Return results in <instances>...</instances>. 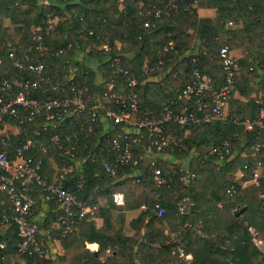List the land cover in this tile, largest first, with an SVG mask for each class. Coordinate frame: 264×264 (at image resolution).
I'll return each instance as SVG.
<instances>
[{
    "label": "trees",
    "instance_id": "16d2710c",
    "mask_svg": "<svg viewBox=\"0 0 264 264\" xmlns=\"http://www.w3.org/2000/svg\"><path fill=\"white\" fill-rule=\"evenodd\" d=\"M169 1L0 0V80L36 78V73L26 69L27 64L43 65L44 86L30 89L28 97H68L72 81L77 86H86L92 101L100 99L109 103L105 97L113 92L126 96L131 88L122 84L121 76L108 67L109 60L118 54L122 66L137 76L138 83L133 90L137 93L140 118L158 116L165 108L182 112L184 107L185 112L202 115L207 109H197L201 100L183 94L186 84L195 78L193 71L209 75L219 87L224 81L218 47L227 43L231 49L241 48V55L236 57L239 65L236 90L227 101V119L191 122L184 126L170 119L164 124V132L173 129L174 139L164 150L154 149L153 152L146 151L148 130L144 128V138L132 142L130 147L136 164L122 163L114 175L105 171L103 161L115 153L111 139L122 134L123 122L115 123L110 119L93 123L88 110L63 112L65 116L55 130H44L43 115L28 119V113L21 109L19 116L23 122L7 117L21 129L17 136L4 132L5 137L16 144L27 137L33 138L30 152L42 158L41 175L51 179L71 166L66 173L65 186L74 188V183L81 181L79 198L89 200L93 196L95 201L97 194H102L107 205L95 206L82 216H68L61 223L59 205L47 198L46 192L34 187L32 194L36 204L28 219H37L34 216L42 195L51 210L45 219L38 221L37 237L42 236L40 229L45 227L51 238L60 240L63 252L42 257L25 253L19 254L22 261L12 260L18 253L20 237L10 220L9 226L0 230L3 244L0 264H33L35 260L38 264H185L172 253L177 239L185 240L186 251L202 264H264V254L249 230L252 225L264 234V198L260 196L264 194V127L257 135L245 131L243 125L230 117L236 114L241 119H253L255 98L264 101V0H176L175 8L168 7ZM197 7L217 8L219 19L214 22L199 17ZM156 9L160 10L159 16L154 15ZM48 16L57 17L55 29L42 41L48 49L36 48L32 39L34 28L42 27ZM5 19L15 24L12 29L4 24ZM229 20L234 25L236 22L242 25L228 28L225 24ZM145 22H149L148 25ZM105 41L111 49L103 53L101 45ZM116 41L126 43L129 50L118 49ZM196 41L197 47H194ZM15 46H20V50L9 56V50ZM27 47L31 54L28 61L24 59ZM91 59L96 60L94 64ZM17 61L22 62L20 67ZM115 76L118 82L110 87ZM150 76L154 79H149ZM253 83L259 84L261 90L255 92ZM236 91L243 98L233 96ZM111 105L117 110L121 107L116 102ZM183 129L189 131L185 136L181 133ZM52 134L58 135L56 141L51 139ZM226 139L229 141L227 150L213 151ZM255 141L261 144L257 152L250 147ZM8 151L13 157L12 148ZM158 154L166 158H158ZM239 155L241 162L237 167L242 172L241 182L251 181V171L257 161L262 164L258 185L254 188L234 182L233 165ZM152 159H156L155 165ZM52 163L61 170L54 169ZM154 166L160 167L165 176L161 188H157L152 178ZM190 172L194 177H190ZM125 173L129 175L122 177ZM232 183L237 189L235 194L229 195L225 190ZM118 190L125 196L122 205L112 200V193ZM184 197L187 199L183 200ZM180 202L189 210L187 214L178 212ZM156 203L165 208L164 216L155 213ZM141 204L145 209L130 220L134 232L123 234L111 209L124 210ZM242 205L246 208L236 214L235 209ZM11 213L9 209L8 214ZM97 217H102L100 226L96 225ZM54 220L57 225L52 226ZM198 220H202L201 225ZM183 223L189 226L181 229ZM143 226L145 232L141 231ZM166 228L177 232V237L168 238ZM2 231H5L3 235ZM91 242L98 243L97 251L86 246ZM106 250L108 252L101 257Z\"/></svg>",
    "mask_w": 264,
    "mask_h": 264
},
{
    "label": "built area",
    "instance_id": "2783aa9c",
    "mask_svg": "<svg viewBox=\"0 0 264 264\" xmlns=\"http://www.w3.org/2000/svg\"><path fill=\"white\" fill-rule=\"evenodd\" d=\"M169 8L176 7V0H170L168 3ZM160 10L154 11L155 16H159ZM149 22H145L148 25ZM231 24V21L228 22ZM56 27V17L48 16L42 27L38 26L34 28L32 39L36 42V48L48 49L43 45V39L47 33L52 32ZM91 33V30H89ZM103 53L110 51V45L108 41H105L101 45ZM20 50V46H15L9 50V56H14L15 52ZM30 47L25 48L24 59L30 60L31 54L28 52ZM218 56L221 61V67L223 72V84L217 86L214 80L206 74H201L198 70H194L195 76L192 82L186 84L183 89L185 96L194 95L200 99L198 110H204L202 115H196L195 112H174L171 108H165L158 116L152 118H140L137 115V93L133 90L138 83L136 74L122 66V58L120 55H114L108 63L112 73L119 74L122 79V84L130 87L131 90L126 96L117 94L115 92L110 95H106L107 101L110 103L101 102L100 99L93 100L92 96L88 93L86 86H77L75 82H71L68 86L71 91V95L65 98H34L28 97L30 89H42L44 86L45 78L42 75L43 65L42 63H28L26 69L32 73H36L37 77L30 79L25 78L23 80H14L9 82L6 79L0 80V213L2 218L0 219V227L7 225L12 220L14 223L17 235L20 237L17 243L18 254H33L37 256H47L44 248V241L37 237L39 229V222L36 220H29L28 216L31 214L33 207L36 204V200L32 194L34 187H39L41 191L46 192L47 198L53 199L61 208V212L58 215V219L61 223H64L68 216L78 215L82 216L85 213L91 212L96 204L93 200V196H90L89 200L78 197V191L82 188V182L78 181L74 183V188L65 186L64 181L66 179V173H69L72 169L71 166L65 167L58 175L53 178H48L41 175L40 169L42 166V158L39 156L34 157L30 152L33 146V138L27 137V139L20 143H15L6 138L4 132L1 131L4 122L9 118H18V121L23 122V118H20V110H25L28 115L27 118L31 119L32 116H42L45 122L42 125V129L55 130L61 120L64 118L63 112L67 114L82 113L84 110H88L91 121L93 123H105L107 120H113L116 122H123L122 134L119 133L116 137L111 139V149L114 150V154L110 159L103 161V167L109 174H115L119 165L122 163L136 164V159L131 157V143L140 141L144 138V128L148 130L146 151L153 152L164 150L165 146L173 138V129H169L168 132H164L165 123L172 119L180 123L182 126L191 122H212L215 120H226L228 116L227 101L232 91L236 90L235 77L237 75L239 65L236 61L231 47L227 43H223L218 47ZM161 60L159 61V63ZM17 66H21L22 62L17 61ZM146 74L148 71L145 70ZM118 81L115 78L112 80V84H116ZM15 87L19 89L16 90ZM207 99H209V106L207 105ZM112 102H116L121 105L118 110L112 107ZM256 115L253 119H241L238 115H232L231 120L235 123L243 125V128L247 132H256L260 134V129L264 127V101L256 97ZM151 135H155L156 138H152ZM58 135L52 134L51 139L57 140ZM264 147V144L262 145ZM229 147L228 139L224 140L219 147L213 149L227 150ZM251 148L257 152L261 144L255 141L251 144ZM8 148H12L13 157H10ZM156 159H152L151 163L155 165ZM246 167V165H244ZM262 170V164L257 161L255 169L252 172L251 182L258 185V178ZM242 174V172H241ZM190 177H194V173L190 172ZM152 178L156 182L157 188H161L165 183V176L162 169L158 166H154ZM237 187L235 184H231L226 188V193L233 195L236 192ZM159 195V193H157ZM264 198V194H260ZM184 197L183 200H186ZM112 200L117 205L124 204L125 196L122 191H114L112 193ZM11 209L12 213L8 214V210ZM155 213L158 216H164L165 208L156 203L154 207ZM178 212L180 214H187L189 210L184 207L183 203H178ZM186 224L187 223H183ZM67 227V226H65ZM4 228V229H6ZM250 232L255 238L256 231L250 226ZM4 232H2V235ZM3 247V244L0 243ZM186 241L177 239L175 244V253L180 260L185 264H202L194 260V256L190 251H186ZM33 264H38L35 260ZM164 264H170L168 262Z\"/></svg>",
    "mask_w": 264,
    "mask_h": 264
},
{
    "label": "crops",
    "instance_id": "0c3cea01",
    "mask_svg": "<svg viewBox=\"0 0 264 264\" xmlns=\"http://www.w3.org/2000/svg\"><path fill=\"white\" fill-rule=\"evenodd\" d=\"M119 7L121 10L123 9L122 4H120ZM196 14L199 17H204V18H207L210 21H214V22L219 19L218 10H217V8H213V7H197L196 8ZM56 20H57V17H56ZM4 24L9 26L10 29H12L13 26L15 25L9 19H5ZM226 25H227V23L225 24V26ZM241 25H242L241 22H236L233 27L239 28V27H241ZM116 45H117L118 49H122V45H126V43L121 42V41H116ZM193 46L197 47V41L194 43ZM232 51L236 57H239L241 55V48H239V47L232 48ZM149 79H154V77L150 76ZM233 96H238V97L243 98V96L238 91H236ZM226 107L228 109V103H227ZM226 111L228 112V110H226ZM20 129L21 128L17 123L11 122L10 120H7L6 122H4V125L1 128V131L5 132V133L9 132L13 136H17L20 133ZM181 133H182V135L185 136L189 133V131L187 129H183V131H181ZM161 157L166 158V156L164 154H158V158H161ZM52 167L54 169H56L57 164L52 163ZM57 170H58V167H57ZM236 171H238V173L241 176V170L238 168ZM128 175H129V173L128 174L125 173L122 177H127ZM249 182H251V181L246 180V179L243 180L242 186H245ZM94 202H95L96 206H106L107 205V200H106L105 196H103L102 194H97ZM144 209H145L144 204H141L140 206L133 207L130 209H124V210L112 208L111 214L113 215L115 222H116L117 226L119 227V229H121L122 233L125 235H131L134 232V228L130 225V220L132 218L136 217ZM50 210L51 209H50L49 202L46 201L42 195L39 196V202L37 203V213L34 216L35 218H37L36 221L41 222L43 219H45V217L48 215ZM95 220H96L97 226H100L102 224V217H97ZM165 222H167V220ZM201 223H202V220H199L198 225H201ZM55 225H57L56 220H54L52 222V226H55ZM187 226H189V223H187V225L183 224L180 228L186 229ZM251 227L256 231L255 243L259 247L261 253L264 254V236H263V233H262V231L256 229L254 226L251 225ZM40 231L42 233V236H40V238H42V240L46 244L49 245L48 251L52 256L60 254L63 252V248L60 244L59 239L51 238L45 227L41 228ZM141 231L142 232L146 231L145 226L142 227ZM2 232H5V231H2ZM164 232L167 234L168 238H176L177 237V234H176L177 232L170 231L168 228H166L164 230ZM167 236H166V239H168ZM86 246L88 248H90L91 250H94V251H97V249H98V243L97 242L86 243ZM107 252H108V250H106V252L101 257H104Z\"/></svg>",
    "mask_w": 264,
    "mask_h": 264
},
{
    "label": "rangeland",
    "instance_id": "374dc122",
    "mask_svg": "<svg viewBox=\"0 0 264 264\" xmlns=\"http://www.w3.org/2000/svg\"><path fill=\"white\" fill-rule=\"evenodd\" d=\"M230 21V20H229ZM229 21H227V25H226V27H228V28H232L233 26H234V23H232L231 22V24H229L228 22ZM129 50V48H128V46L127 45H122V51H124V52H127ZM91 61L93 62V64H94V61H96V60H92L91 59ZM76 67H78V65H76ZM253 86H254V88L256 89L255 90V92H257V91H259V90H261V86L259 85V84H257V83H253ZM239 92V91H238ZM228 107H229V105H228ZM228 110V109H227ZM240 155L236 158V162H234V165H233V167H234V171H233V175H234V182H236L237 184H239V186H242V182L240 181V177H242V176H240V174L238 173V171H236L237 169H238V165L240 164V162H241V160L239 161V159H240ZM58 167V166H57ZM57 167H56V170H57ZM58 170H61V167H58ZM246 185H250L251 187H255L256 185L255 184H253L252 182H249L248 184H246ZM245 185V186H246ZM221 193H223V189H220L219 190ZM219 205H220V203H219ZM199 221V220H198ZM6 226L7 225H4L3 227H0V230H4V228H6ZM261 231V230H260ZM39 235H40V233H38ZM42 235V234H41ZM263 236H264V234H263ZM45 243V242H44ZM49 245L48 244H45V251H46V255L47 256H50L51 254L49 253ZM52 256V255H51ZM12 260H14V261H22V259H21V257H20V255L18 254V253H16L13 257H12Z\"/></svg>",
    "mask_w": 264,
    "mask_h": 264
},
{
    "label": "water",
    "instance_id": "95a60500",
    "mask_svg": "<svg viewBox=\"0 0 264 264\" xmlns=\"http://www.w3.org/2000/svg\"><path fill=\"white\" fill-rule=\"evenodd\" d=\"M245 208H246V205L239 206L238 208L235 209V213L239 214Z\"/></svg>",
    "mask_w": 264,
    "mask_h": 264
}]
</instances>
